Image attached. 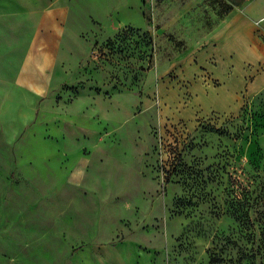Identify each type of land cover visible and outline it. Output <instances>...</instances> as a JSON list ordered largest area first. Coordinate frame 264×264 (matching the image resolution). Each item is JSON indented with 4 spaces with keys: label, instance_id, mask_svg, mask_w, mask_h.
Instances as JSON below:
<instances>
[{
    "label": "rangeland",
    "instance_id": "1",
    "mask_svg": "<svg viewBox=\"0 0 264 264\" xmlns=\"http://www.w3.org/2000/svg\"><path fill=\"white\" fill-rule=\"evenodd\" d=\"M251 1L241 0L243 13ZM233 7L72 0V65L84 59L61 68L19 116L18 145L0 162V206L9 200L0 245L15 251L18 237L19 264L27 235L39 264L42 241L61 234L43 207L52 203L93 209L95 222L68 253L94 264H210L217 236L237 242L225 246L227 259L252 248L228 201L247 190L264 196V21L229 17ZM241 264H264V254Z\"/></svg>",
    "mask_w": 264,
    "mask_h": 264
},
{
    "label": "crops",
    "instance_id": "2",
    "mask_svg": "<svg viewBox=\"0 0 264 264\" xmlns=\"http://www.w3.org/2000/svg\"><path fill=\"white\" fill-rule=\"evenodd\" d=\"M231 2L234 7L229 17L245 16L246 19L252 21L254 18L264 16V2L263 5H259L256 0L251 1L250 8L245 13L241 11V0H231ZM71 3L72 0H0V162L3 159L9 161L8 149L12 143L18 145V139L14 136L18 131L19 116L28 115L31 112L28 107L33 109L34 99L44 97L51 91V83L58 81L61 77V68L77 66L84 59L82 58L77 65H72L75 49L67 35V31L73 30L70 27ZM88 15L89 18L90 15L98 17L92 12ZM241 30L242 26H239L237 32L240 33ZM82 32L85 31L80 30L77 35L81 40H85L81 37ZM238 43L237 50L242 57L243 41L241 38ZM252 54L253 52L250 51L249 55L252 56ZM28 144L33 146V141L27 139L26 145ZM31 153H34L33 150ZM14 192L13 189L10 192L6 190L5 194L9 197V194ZM1 193L4 194L3 187ZM8 204L9 200L4 201V204L0 206L2 217L7 215ZM43 207L52 213L53 220L50 223L63 227L60 230L61 234L53 241L51 238H48V244L42 241L43 250L36 255L37 258L42 252L44 253L39 264H94L91 254L77 251L68 253L69 248L80 240L82 232L89 231L90 225L95 222L93 209H79L81 206L62 203H52ZM67 212L76 214H70L69 217L72 219L66 220ZM0 222V226L4 227L7 226L8 220L3 219ZM43 225H45L44 221ZM66 228L71 231L69 236H66ZM48 229L51 230L50 227ZM13 241L16 243L15 251H8L7 245H0V264H19L18 237H14ZM34 241L35 235L32 233L30 236L27 235L23 241V243L30 242L31 244H21L23 251L21 252L27 258V261L22 264H36L34 263V250L30 251ZM64 243L65 247H63ZM49 254L53 255L52 259L48 258ZM110 259L114 263L113 257ZM115 260L117 264H127L123 257L115 258Z\"/></svg>",
    "mask_w": 264,
    "mask_h": 264
},
{
    "label": "trees",
    "instance_id": "3",
    "mask_svg": "<svg viewBox=\"0 0 264 264\" xmlns=\"http://www.w3.org/2000/svg\"><path fill=\"white\" fill-rule=\"evenodd\" d=\"M250 191H245L241 194H230L229 198V210L231 215L240 223V225L247 231L245 234L246 240L248 243H251L252 248L249 250L242 249L240 246L238 247V258L237 259H227L225 251L226 245H235L237 242L232 241L230 237H219L214 241V247L209 252V261L210 264H234V260H237V264L243 263L249 256L250 253L253 257H257V255L264 254V196L261 194H257L254 198ZM258 199V207L262 208H254L252 205V200ZM225 241L224 246H220V240ZM222 245V244H221ZM248 250L249 252H246Z\"/></svg>",
    "mask_w": 264,
    "mask_h": 264
},
{
    "label": "built area",
    "instance_id": "4",
    "mask_svg": "<svg viewBox=\"0 0 264 264\" xmlns=\"http://www.w3.org/2000/svg\"><path fill=\"white\" fill-rule=\"evenodd\" d=\"M259 21H264V16H262Z\"/></svg>",
    "mask_w": 264,
    "mask_h": 264
}]
</instances>
